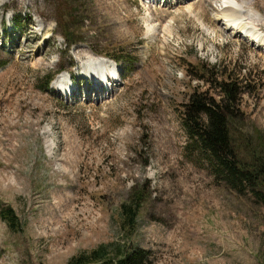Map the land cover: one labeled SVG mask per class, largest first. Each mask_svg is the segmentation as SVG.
<instances>
[{
  "label": "rangeland",
  "instance_id": "rangeland-1",
  "mask_svg": "<svg viewBox=\"0 0 264 264\" xmlns=\"http://www.w3.org/2000/svg\"><path fill=\"white\" fill-rule=\"evenodd\" d=\"M93 54L116 79L98 94ZM0 59V200L22 225L0 218V264L118 244L147 264H264V203L218 182L181 117L193 91L219 102L216 81L238 80L230 129L264 154V0H0Z\"/></svg>",
  "mask_w": 264,
  "mask_h": 264
},
{
  "label": "trees",
  "instance_id": "trees-1",
  "mask_svg": "<svg viewBox=\"0 0 264 264\" xmlns=\"http://www.w3.org/2000/svg\"><path fill=\"white\" fill-rule=\"evenodd\" d=\"M78 25V17H74ZM65 39L68 41L67 37ZM5 61L0 59V67ZM51 76L46 79L48 87ZM204 78V77H201ZM247 81V79L245 78ZM209 82V80H208ZM238 80L216 81L214 89L221 96L219 102L205 94L193 91L185 103L181 114L182 124L192 144L193 151L201 152L215 171L219 183L239 195L254 194L264 203V154L261 146L255 145L249 135L235 139L230 126L234 112L239 111ZM145 201L142 192L133 191L129 201L122 204L125 231L135 225ZM0 218L13 231L22 229L20 218L9 204L0 200ZM149 253L142 248H132L118 244L114 251L107 245L80 253L70 258L68 264H147Z\"/></svg>",
  "mask_w": 264,
  "mask_h": 264
},
{
  "label": "bare ground",
  "instance_id": "bare-ground-1",
  "mask_svg": "<svg viewBox=\"0 0 264 264\" xmlns=\"http://www.w3.org/2000/svg\"><path fill=\"white\" fill-rule=\"evenodd\" d=\"M231 9H233L234 11H232ZM226 10H228V12L226 11V13H227V16H228V25H230L229 23H231V25L233 24V25H239V24H241V22H240V18H239V15H238V11L236 12L235 11V9L234 8H227ZM237 10V9H236ZM232 25V26H233ZM241 26H242V24H241ZM238 30V29H237ZM249 31H251V29H249ZM250 35H253V34H250ZM255 38H257V36H255ZM92 59H94V60H92ZM111 59V58H110ZM111 60H109L107 57L106 58H104V56L102 57L101 55H98V54H93V56H92V58H91V61H90V65H92L93 63H97V65L98 66H104L105 67V69L108 71V68H110L111 70L112 69H114V65L110 62ZM113 61V60H112ZM101 68V67H100ZM105 69H103V72L105 71ZM111 70H109V71H111ZM94 73L97 75V76H99L98 75V71H96V70H94ZM100 74L101 75H106V76H108V77H110L111 78V80L114 82L115 80L109 75V73H105V74H102L101 72H100ZM72 76H74V75H72ZM81 80V79H80ZM79 82H81V81H78V85L80 84ZM92 84H91V89L92 90H94V91H97V94H98V92H99V90H100V88L98 87V83H99V81H97V80H95V81H93V82H91ZM69 84H71V83H69ZM88 84V83H87ZM90 85V84H89ZM66 87V86H65ZM71 89V87L69 88V90ZM77 89V88H76ZM76 89L75 90H73L72 91V93L73 94H76ZM112 89H114V88H112ZM88 90V89H87ZM64 92H67L66 90L64 91ZM111 93V92H110ZM103 94H106V91L103 93ZM86 96V95H85ZM99 96V95H98Z\"/></svg>",
  "mask_w": 264,
  "mask_h": 264
}]
</instances>
